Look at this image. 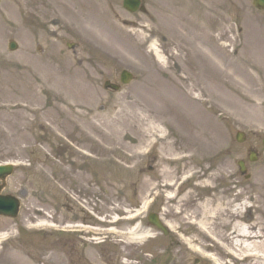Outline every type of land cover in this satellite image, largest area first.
I'll return each mask as SVG.
<instances>
[{
    "label": "rangeland",
    "instance_id": "1",
    "mask_svg": "<svg viewBox=\"0 0 264 264\" xmlns=\"http://www.w3.org/2000/svg\"><path fill=\"white\" fill-rule=\"evenodd\" d=\"M123 1L0 0V164L15 165L3 195L21 201L17 219L0 218V234H9L0 244V264H195L196 261L214 264L208 255L224 264H252L231 259L197 228L167 214L174 203L168 204V193L162 189L160 160L171 149L168 146L161 149L158 145L151 152L149 135L139 138L133 129L156 123L160 130L153 139L166 137L176 145L175 149L180 148L181 127L173 118L160 114L161 95L155 91L167 83L166 76L177 72L188 76L197 73L198 77L201 65L197 55L191 53L194 48L186 47L177 37L205 34L209 29L205 27L207 21L198 20L196 24L194 21L192 28H187L178 18L184 16L190 21L193 15L209 20H217L216 15L228 18L229 28L224 34L212 29L213 37H220V43L228 45L219 52L220 62L211 53L213 75L219 80L218 71L239 66L241 55L249 53L251 62L248 65L244 62L243 67L253 76H262L263 81L256 78L253 85H245L242 100L235 96L229 100L224 90L219 93L216 85H210L205 78L203 81L198 77L197 82L190 79L189 87L196 86L191 98L200 101L216 98L220 105L232 103L228 114L222 109L215 114L228 119L220 122L227 142L219 150H209L210 146L198 150L202 145L198 146L199 142L208 145V139L195 133L194 145L199 152L194 167L197 177L180 192L177 187L172 194L178 201L195 191L194 200L185 208L187 213L195 211L196 199L225 190V199L244 192L248 205L253 206L248 191L264 181V65L261 63L264 12L254 8V0H142L146 13L131 14L123 8ZM75 2L81 3V9L73 6ZM70 8L78 14L82 11V19L91 10L98 14L99 8L111 18L95 21L100 30L80 27L68 16L66 11ZM56 18H62V22L54 33L52 21ZM198 27L203 31H196ZM104 33L114 36L106 39ZM143 34L154 41L163 63L158 62L149 48V41H141ZM96 36L103 43L88 42V38ZM232 40L238 41L237 46ZM10 41L19 45L17 52H9ZM69 44L73 45L72 49H68ZM257 67L260 72L256 75L252 69ZM122 71L132 73L134 81L122 86L120 92L106 90L107 81L120 84ZM61 74L71 78L69 82L73 86L69 95L61 91L58 96L59 92L53 91L58 90L56 83L58 87L62 85ZM66 102H80L83 111L92 109L98 115L95 124L113 122L114 142H102L88 129L82 130L83 126L74 123L75 119L66 112ZM55 105L61 109L60 113L54 109ZM36 109H41L47 117L40 119L34 114ZM239 132L245 135L242 144L236 140ZM111 148L118 151L107 152ZM252 151L258 155L255 163L249 160ZM181 154L186 153L176 152L178 156ZM240 161L245 162L249 179L241 175ZM226 163L230 175L217 178L213 184L212 176L219 175ZM173 171L180 185L182 168L173 167ZM203 182L217 191L195 187ZM147 204L152 206L151 213L174 227L170 228L168 237L151 228L144 214L133 223L127 221L130 216L143 213ZM241 215L250 219V224L260 218L251 207L243 209ZM100 217L105 219L106 228L116 227L124 233L139 224L143 231L151 230L155 237L139 243L127 242L124 235L115 234L109 244L76 239L72 240V246L66 247V238L50 235L41 227L34 228L46 222L100 227ZM115 217H119L118 225L108 224ZM45 229L49 230L46 226ZM182 238L192 241L191 249ZM257 242L264 248V238Z\"/></svg>",
    "mask_w": 264,
    "mask_h": 264
},
{
    "label": "bare ground",
    "instance_id": "2",
    "mask_svg": "<svg viewBox=\"0 0 264 264\" xmlns=\"http://www.w3.org/2000/svg\"><path fill=\"white\" fill-rule=\"evenodd\" d=\"M75 3L76 4H74L73 6L81 9V3ZM66 12L68 16L71 17L73 21H75L73 24L78 22L80 27L93 28L97 30H100V26L98 23H95V21L98 22L103 18H111V15L107 14L106 12H102L100 8L98 14H95V12L91 10L83 17V19L82 11H80V13L78 14L72 8H70ZM216 16L217 20L215 18H211L209 20L198 15H193L191 21L185 19L186 17L181 16L180 19L178 18V22L185 23V26L187 28H192L193 22L195 21L196 24L199 20L201 23L207 21L208 24L205 27L209 30L204 31L205 34L201 33L200 35L196 36L192 34L191 37L182 36L180 37V39L179 37H177V40H180L181 43L183 42L186 47L194 48V50H191V53H194L195 57L197 55L200 62L201 70L198 77L201 80L204 81L203 78H205L210 85L215 84L219 93H221V90H224L226 93L225 95H228V98H230L229 100H233V96L242 100V96L245 93V85H253L256 82V78H258L260 81H263V77H256L253 76V74L247 72L245 67H243V63L245 62V65H248V63L251 62V56L249 53L248 55H245V53H243L238 59L239 66L230 67L229 70L226 69L224 71H218L219 80L215 78L216 75H213V71L211 69V53L212 55H215L216 61L220 62V59L218 58L219 52L222 51V48L224 49L228 45L221 44L220 37H213L212 29L215 28L216 31H221L224 34V32L227 31V28H229V26H227L228 18L226 20L220 18L219 15ZM61 22L62 18L53 19L52 26L54 27V29H52V31L54 33H57L60 29L59 26ZM73 24L71 23V25ZM152 31L153 29H151V32ZM196 31L201 32L203 30L202 28L198 27ZM116 35L118 34H115V36ZM112 36H114V34L111 33V35L109 36L108 33H104L103 37L106 39H111ZM144 36L145 35L143 34V36L140 37L141 41L143 43L149 41V48L154 52L158 62L163 63L164 59L160 55V52L157 50L154 41L152 42L151 39L148 40V38ZM88 39V42L103 43L102 39H100L99 36L92 38L90 37ZM232 44H235V46H237L238 41L232 40ZM242 56H246V58L244 59ZM261 63L262 65H264V55L261 56ZM206 64H209V66L207 65V69L205 66ZM165 68L164 71L167 72L168 70ZM252 70L256 75L260 72V69L258 67ZM182 73L183 75L177 72V74L175 75L171 74L169 76H166L167 83H162V85H159L161 90L155 91L156 94L161 95L160 102L163 107H161L159 110L160 114L163 117H171L174 119V121L176 120L178 125L181 127V133L183 136V138L180 139V148L178 149H175L176 145L173 142L170 143L167 139L161 140L160 144H158L161 149L166 146L171 149L165 153L167 156H162L160 160V163L162 165V171L160 172V178H162V189L168 193V204L172 202L174 203V206L171 208V210L167 211V214L181 218L182 223L197 228L200 234L208 239H211L213 242H216L232 257L240 259V257L245 258L250 255L253 257V259H255L253 260L255 264H264V248L257 242L259 241V239L264 238V181L256 183L254 189L248 191L250 200H253V206L248 205L249 199L244 197V192L237 193L235 195H232L230 198L225 199L226 190L214 192L212 195H206L202 200L196 199L197 205L195 211L189 213H187L185 208L188 203H191V201L194 200L195 191L188 192L183 196V198L175 201L177 200V197L176 195H173L172 192L177 187H179L180 192L191 180H194L197 177V173L194 171V167L198 162L199 152L195 149L194 142L196 140V137L194 136V134L197 133L199 137L202 136L205 139H208V145H206L202 141L199 142L198 146L200 144L202 145L198 148V150H206L207 146H210L209 150H219V148L224 146L227 142V135L223 130L220 122L227 121L228 119L225 118V116L216 117L215 114L221 109L228 114L227 111H229L232 106V103H230L229 101L225 103L222 102V105H220V102H218V99L216 98H210V100L204 101L191 98L190 95L194 94L193 92L196 91V86L193 85V87L190 88L189 81L190 79H194L197 82V73L190 76L185 75L184 72ZM61 77V80L63 79L62 82H60L62 85L59 84L60 87H58L56 83L55 87H57L58 90L53 91L55 93L59 92L57 94L58 96L61 95V91L69 95L70 93L68 91H70L71 85L73 86V84L69 82L71 78L69 76L64 77L62 74ZM167 96L170 98H168ZM80 105H82L80 102H75V104L72 102L65 103L66 112L75 119L74 123L82 125V130H84L85 132L86 129H88L94 136L99 137L102 142L113 143L115 140V135L111 133L113 132V128H115L114 123L104 122L100 125L95 124L94 119L98 117V115L92 109L83 111ZM54 109L59 113L61 111L58 105H55ZM25 111L29 112L28 109ZM41 111V109H36L34 110V114L41 117L40 119H42L43 117L46 118V113L42 114ZM185 112L187 113L185 114ZM67 118L69 117L67 116ZM73 118L71 119V121L73 120ZM164 123L168 124V122L166 121ZM54 125L57 124L54 123ZM128 126L131 128L130 124ZM133 130L134 132H136V135L142 139H144L148 134L150 137L149 141H151L153 137L159 133L158 130L160 129H157L156 123H153L150 126H146L145 128H136V130ZM129 131L131 130L129 129ZM121 136L123 138L127 137V135ZM107 150V152L110 153L118 151V149L116 148ZM177 151H179V153L186 154H181V156H178L176 155ZM178 166L182 168V173L184 174L181 178L180 185L176 183L177 174L173 171V167ZM227 169H229L228 163L223 165L221 171H218L219 175L212 176L211 182H213L214 184L217 178H220L222 176L224 178L230 175ZM195 187L199 189L212 188L211 185H208L206 182L198 184ZM211 191H217V188H213V190ZM250 207L254 208L255 212L260 214V218L256 221L255 224H250L251 220L246 219L241 215L243 209L248 210L250 209ZM149 216L150 213L148 217ZM171 229H174V227L171 226ZM216 229L220 230V233H217ZM125 235L127 242L139 243H144L147 240L155 237L151 230L143 231L139 224H135L133 227H131L125 233ZM8 237L9 234H0V244L7 240ZM182 239L184 243L191 249L192 241H189L186 238ZM207 257L210 258L214 264H224L215 256L209 255Z\"/></svg>",
    "mask_w": 264,
    "mask_h": 264
},
{
    "label": "water",
    "instance_id": "3",
    "mask_svg": "<svg viewBox=\"0 0 264 264\" xmlns=\"http://www.w3.org/2000/svg\"><path fill=\"white\" fill-rule=\"evenodd\" d=\"M140 5V2L138 0H125V8L129 10L130 12H135L138 10ZM254 6L259 10H264V0H255ZM11 49L15 50L16 46L13 44L11 45ZM131 80V76L127 73L123 74L122 81L123 83L127 84ZM115 90L116 88L113 87ZM238 140L241 142V136L238 135ZM252 160L255 161L256 159L252 157ZM240 168L242 172H245V168L243 163H240ZM13 170L11 168H3L0 167V181L5 182L6 178L11 175ZM2 190V187H0V192ZM19 211V202L8 196L3 197L0 196V216H7L16 218ZM149 222L151 225L155 226L159 230H161L165 235H168L167 230L162 226V224L159 222L158 218L155 216L150 217Z\"/></svg>",
    "mask_w": 264,
    "mask_h": 264
},
{
    "label": "flooded vegetation",
    "instance_id": "4",
    "mask_svg": "<svg viewBox=\"0 0 264 264\" xmlns=\"http://www.w3.org/2000/svg\"><path fill=\"white\" fill-rule=\"evenodd\" d=\"M73 245V242L72 241H70V240H66L65 241V246L66 247H70V246H72Z\"/></svg>",
    "mask_w": 264,
    "mask_h": 264
}]
</instances>
